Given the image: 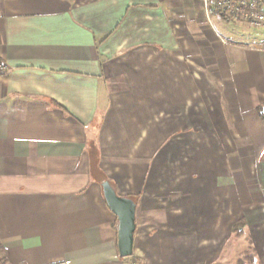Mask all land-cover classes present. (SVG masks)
I'll return each instance as SVG.
<instances>
[{
    "label": "crops",
    "instance_id": "obj_1",
    "mask_svg": "<svg viewBox=\"0 0 264 264\" xmlns=\"http://www.w3.org/2000/svg\"><path fill=\"white\" fill-rule=\"evenodd\" d=\"M202 8L0 0L3 264L226 260L228 218L213 189L219 181L226 198V135H248L264 156V31L244 41ZM202 102L209 126L225 133L197 147ZM235 169L242 180L252 170L264 189V159ZM103 178L136 205L128 258L118 254Z\"/></svg>",
    "mask_w": 264,
    "mask_h": 264
},
{
    "label": "rangeland",
    "instance_id": "obj_2",
    "mask_svg": "<svg viewBox=\"0 0 264 264\" xmlns=\"http://www.w3.org/2000/svg\"><path fill=\"white\" fill-rule=\"evenodd\" d=\"M202 10L203 13H205L204 7ZM228 25L229 28L236 26L232 24ZM241 29L242 28H240V31H237V34L240 36L243 35L242 37L244 38V41H251L252 35L259 33V31L252 29L243 32L242 30L245 29ZM235 31L236 30L234 29V32ZM199 99V96H197L198 102ZM218 103V98L214 95L212 104L217 105ZM196 112L198 116H202L197 119V121H202V124L197 123V147L200 144L203 145L204 143L207 144L209 142L206 135H219V132L221 131L225 133V130L220 128L219 125L216 130L209 126L207 118L203 117V115L206 116V114H208L205 110L204 102L200 104L197 103ZM203 121H205L204 125L208 128L207 131L204 130ZM226 136L229 137L227 138L228 140L226 144L228 151L227 159L229 174L228 179L225 181V183H227L226 198L224 197L225 187H222L221 189L218 180L217 187L214 188L213 191L215 192L219 205L221 204L220 206H222V215H226L228 218V242L225 246L226 260L223 256L221 260L219 258L215 261L216 263L213 264H237L239 261L243 262V264H252V259H254V264H264V189L257 188L255 178L252 177V170L248 171V173L243 172L248 175V178L242 180L240 178L242 173L235 169V165L240 166L241 164L253 169V166L257 164L258 159H260L261 162L263 161L264 156L257 155L248 135ZM235 136H238L239 138L236 140ZM230 137L234 138L230 139ZM249 175H251V177H249Z\"/></svg>",
    "mask_w": 264,
    "mask_h": 264
},
{
    "label": "built area",
    "instance_id": "obj_3",
    "mask_svg": "<svg viewBox=\"0 0 264 264\" xmlns=\"http://www.w3.org/2000/svg\"><path fill=\"white\" fill-rule=\"evenodd\" d=\"M202 5L207 18L215 16L245 30L264 31V0H202ZM4 71L5 66L0 62V73ZM0 264H3L1 258ZM52 264L67 263L59 261Z\"/></svg>",
    "mask_w": 264,
    "mask_h": 264
},
{
    "label": "water",
    "instance_id": "obj_4",
    "mask_svg": "<svg viewBox=\"0 0 264 264\" xmlns=\"http://www.w3.org/2000/svg\"><path fill=\"white\" fill-rule=\"evenodd\" d=\"M102 195L109 211L117 218V248L121 258L133 253V235L135 232V203L115 193L109 182L101 184Z\"/></svg>",
    "mask_w": 264,
    "mask_h": 264
},
{
    "label": "trees",
    "instance_id": "obj_5",
    "mask_svg": "<svg viewBox=\"0 0 264 264\" xmlns=\"http://www.w3.org/2000/svg\"><path fill=\"white\" fill-rule=\"evenodd\" d=\"M257 113L259 114L261 119H264V116L261 114V108L260 107L257 109ZM105 181H107V180L104 178L101 179L100 184H102ZM237 264H243V262L239 261ZM252 264H254V259H252Z\"/></svg>",
    "mask_w": 264,
    "mask_h": 264
}]
</instances>
